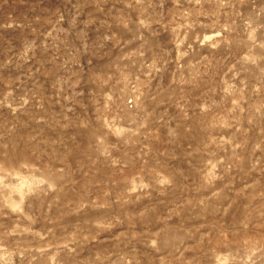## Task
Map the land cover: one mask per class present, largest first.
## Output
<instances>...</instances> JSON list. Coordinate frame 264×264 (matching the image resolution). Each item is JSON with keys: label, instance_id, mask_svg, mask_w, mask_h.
<instances>
[{"label": "rangeland", "instance_id": "1", "mask_svg": "<svg viewBox=\"0 0 264 264\" xmlns=\"http://www.w3.org/2000/svg\"><path fill=\"white\" fill-rule=\"evenodd\" d=\"M0 264H264V0H0Z\"/></svg>", "mask_w": 264, "mask_h": 264}]
</instances>
